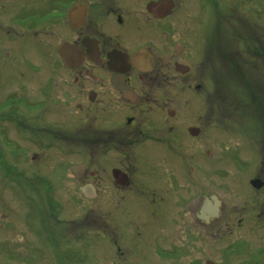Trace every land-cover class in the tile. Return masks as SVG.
<instances>
[{
  "label": "flooded vegetation",
  "instance_id": "1",
  "mask_svg": "<svg viewBox=\"0 0 264 264\" xmlns=\"http://www.w3.org/2000/svg\"><path fill=\"white\" fill-rule=\"evenodd\" d=\"M22 60L2 179L96 200L113 263L264 264V0H0Z\"/></svg>",
  "mask_w": 264,
  "mask_h": 264
},
{
  "label": "rangeland",
  "instance_id": "2",
  "mask_svg": "<svg viewBox=\"0 0 264 264\" xmlns=\"http://www.w3.org/2000/svg\"><path fill=\"white\" fill-rule=\"evenodd\" d=\"M29 51L33 56L36 48L23 46L17 52L27 55ZM22 62L20 65L0 66V72L5 69L4 75L0 73V98L9 95L27 79L30 73L26 72L28 69ZM182 100L183 105H190L189 94H184ZM76 159L77 156L69 158ZM5 164L0 163L4 174L10 169ZM9 174L7 178L0 177V264L128 263L120 257L113 263L109 241L100 246L95 225L91 222L95 215L96 200H86L82 194L65 188L67 193L52 195V199L47 202L50 208L47 209L45 195L39 194L40 190H30L28 185L23 186L21 182L14 184L15 178ZM69 184L72 185L69 182L65 185ZM35 231L41 232L39 238ZM140 245L149 251L148 254L140 261L128 258L132 260L129 264L160 262L159 259L150 260L154 250L160 247L157 238L149 237Z\"/></svg>",
  "mask_w": 264,
  "mask_h": 264
},
{
  "label": "water",
  "instance_id": "3",
  "mask_svg": "<svg viewBox=\"0 0 264 264\" xmlns=\"http://www.w3.org/2000/svg\"><path fill=\"white\" fill-rule=\"evenodd\" d=\"M82 191L85 194V196L88 198H92L94 195L93 193L86 191V189H83Z\"/></svg>",
  "mask_w": 264,
  "mask_h": 264
}]
</instances>
